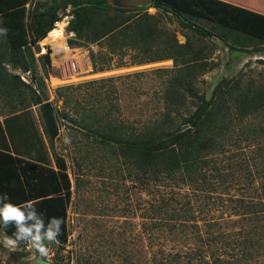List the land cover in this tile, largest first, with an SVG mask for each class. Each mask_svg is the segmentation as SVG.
Returning a JSON list of instances; mask_svg holds the SVG:
<instances>
[{
  "label": "trees",
  "instance_id": "obj_1",
  "mask_svg": "<svg viewBox=\"0 0 264 264\" xmlns=\"http://www.w3.org/2000/svg\"><path fill=\"white\" fill-rule=\"evenodd\" d=\"M46 1L0 0V85L11 90L25 87L34 93L31 103L25 105L18 91L20 108L5 115L0 110V206L4 202L34 201L45 224L53 217L63 220L58 240L65 243L71 179L63 156L53 154L52 166L45 143V139L52 142L57 137L60 113L31 82H23L19 75L8 76L2 70L4 64H10L21 72H32V83L43 85L30 46L44 39L60 19L54 0L49 5ZM63 4L72 6L67 25L75 37L71 43L103 40L110 53L141 51L146 58L138 61L174 58L168 49L160 56H148L147 45L156 40L157 33L144 18L131 20L129 8L113 7L107 0H66ZM152 6L170 13L181 27L200 37H218L231 49L235 48L229 42L231 38L237 43L256 44L253 52L264 49V14L259 12L221 0H153ZM198 19L210 22L212 27L200 25ZM46 50L48 53L43 55L49 63L50 49ZM98 57L91 53L92 65L95 70L104 69L106 59ZM185 65L188 77L171 80L161 116L137 127L96 122L86 126L87 136L98 146L117 148L140 181L155 187L157 197L150 208L156 220L154 227L172 236L177 250L158 256L154 264H264V87L241 86L238 77L222 78L207 98L195 88L190 73L207 69L208 62L194 59ZM186 96L193 109L183 115L180 107ZM32 105H38V116ZM245 148L252 149L249 157L241 155ZM255 181L256 192L247 196ZM172 186L191 187L195 196H206L207 203L220 198L219 205L229 190L240 191L241 196L231 204L237 216L232 224L238 230L225 231L220 216L204 224L203 234L195 221L196 205L188 194L178 197L171 191L168 195L166 189ZM0 230L14 238V225L5 229L0 224ZM189 240L194 248H187ZM38 263L48 264L45 259Z\"/></svg>",
  "mask_w": 264,
  "mask_h": 264
},
{
  "label": "rangeland",
  "instance_id": "obj_2",
  "mask_svg": "<svg viewBox=\"0 0 264 264\" xmlns=\"http://www.w3.org/2000/svg\"><path fill=\"white\" fill-rule=\"evenodd\" d=\"M64 1L54 0L60 18L68 13L69 7V12L72 10L71 5L64 7ZM107 2L113 7L129 8L127 13L131 20L142 17L151 23L157 36L147 45L150 49L148 56H160L163 50L168 49L176 63L174 58L138 61L146 56L134 49L110 53L103 40L88 43L81 39L71 43L75 37L68 33L65 35L70 37L67 43L70 50L66 49L62 36L63 22L60 21L44 39L30 46L36 74L43 80L42 86L32 83V72H21L10 64H4L2 69L8 76L19 75L23 82H31L36 92L51 101L60 113L59 133L52 142L47 141V146L52 156L56 153L66 160L71 179V199L67 207V240L49 245L50 255L44 258L48 264H154L158 256L177 250L174 238L165 230L159 231L154 227L156 220L150 208L157 197L155 187L152 183L140 181L136 170L125 162L117 148L98 146L89 139L87 125L111 121L137 127L161 116L166 109L165 93L171 80L188 77L185 62L194 59L208 62L207 69L199 68L190 73L195 88L207 98L222 78L238 77L241 86L264 87V49L253 52L256 44L237 43L231 38L229 42L235 46L231 49L218 37H200L191 29L181 27L170 13L162 9L125 7L119 0ZM46 3L49 5L51 0ZM197 23L212 27L203 19H198ZM44 44L50 49L49 63L43 55L48 50L44 48L41 51ZM91 53L106 59L104 69H94ZM68 58L70 60L66 61ZM18 89H4L0 85L2 115L18 110L21 97L25 105L31 103L34 93L25 87ZM18 91L22 93L21 97ZM185 98L180 107L183 115L193 109L190 97ZM34 106L38 112L37 105ZM250 150L242 149V154L237 150V154L249 157ZM257 185L255 181L251 194L247 196L254 195ZM166 190L168 195L173 191L178 197L188 194L192 204L196 205L195 221L203 234L204 224L218 220L220 216L225 231L238 230L232 224L237 216L231 204L241 196L240 191L229 190L221 197L223 204L219 205L220 198L218 202L213 198L207 203L206 196H195L188 186H172ZM212 194L215 197L217 192ZM6 238L8 236L0 230V264H39L38 253L26 242H18L13 249L5 245ZM187 243L190 245H186L188 249L194 248L192 240ZM204 258L209 259L208 255Z\"/></svg>",
  "mask_w": 264,
  "mask_h": 264
},
{
  "label": "clouds",
  "instance_id": "obj_3",
  "mask_svg": "<svg viewBox=\"0 0 264 264\" xmlns=\"http://www.w3.org/2000/svg\"><path fill=\"white\" fill-rule=\"evenodd\" d=\"M34 201H26L22 204L4 202L0 206V224L6 229L9 225L15 226L14 238L8 237L4 243L10 248H15L18 242H26L34 249L42 261L49 257L50 247L53 243H59L63 220L53 217L47 224L42 214L38 213Z\"/></svg>",
  "mask_w": 264,
  "mask_h": 264
},
{
  "label": "crops",
  "instance_id": "obj_4",
  "mask_svg": "<svg viewBox=\"0 0 264 264\" xmlns=\"http://www.w3.org/2000/svg\"><path fill=\"white\" fill-rule=\"evenodd\" d=\"M221 1H224V2H227V3H231V4H234V5H237V6H240V7H243V8L255 11V12H259L261 14H264V0H221ZM37 108H38V105H37ZM31 109H33L34 114L36 116H38L35 106L32 107ZM2 118L3 117L1 116V119ZM45 143L47 145L46 139H45ZM47 149H48V152H49V157H50V160H51V164L54 167V157L52 156V154H50V150H49L48 146H47Z\"/></svg>",
  "mask_w": 264,
  "mask_h": 264
},
{
  "label": "built area",
  "instance_id": "obj_5",
  "mask_svg": "<svg viewBox=\"0 0 264 264\" xmlns=\"http://www.w3.org/2000/svg\"><path fill=\"white\" fill-rule=\"evenodd\" d=\"M69 9H70V7L68 8V13L67 14H65L62 18H60L59 20H57V21H55V23H54V27H53V29H55V27H57V23L58 22H63V26H62V36H64V44H65V47H66V49H69V47H68V39L70 38V37H72L73 35H74V33L73 32H71V31H68L67 30V25H68V22H69V20L72 18V14L69 12ZM51 31V30H50ZM49 31V32H50ZM48 32V33H49ZM65 33H68L69 34V38H67L68 36H66L65 35ZM50 44V43H49ZM48 46H46V44H44V45H42V49H41V51H43L44 50V48L46 49ZM70 50V49H69ZM61 51H63V52H65L64 51V49H62ZM70 59L68 58L66 61H69ZM71 66V65H70Z\"/></svg>",
  "mask_w": 264,
  "mask_h": 264
},
{
  "label": "water",
  "instance_id": "obj_6",
  "mask_svg": "<svg viewBox=\"0 0 264 264\" xmlns=\"http://www.w3.org/2000/svg\"><path fill=\"white\" fill-rule=\"evenodd\" d=\"M153 0H119V3L125 7H146L152 6Z\"/></svg>",
  "mask_w": 264,
  "mask_h": 264
},
{
  "label": "bare ground",
  "instance_id": "obj_7",
  "mask_svg": "<svg viewBox=\"0 0 264 264\" xmlns=\"http://www.w3.org/2000/svg\"><path fill=\"white\" fill-rule=\"evenodd\" d=\"M53 30V29H52Z\"/></svg>",
  "mask_w": 264,
  "mask_h": 264
}]
</instances>
